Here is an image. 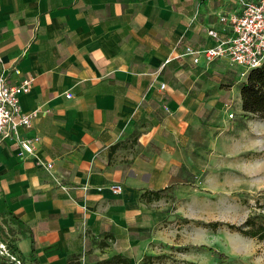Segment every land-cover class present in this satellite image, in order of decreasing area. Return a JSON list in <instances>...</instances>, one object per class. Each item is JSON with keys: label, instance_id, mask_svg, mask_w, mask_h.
<instances>
[{"label": "crops", "instance_id": "obj_1", "mask_svg": "<svg viewBox=\"0 0 264 264\" xmlns=\"http://www.w3.org/2000/svg\"><path fill=\"white\" fill-rule=\"evenodd\" d=\"M240 12L239 0H0V75L33 79L21 106L38 116L22 135L39 136L54 163L0 143V239L24 264H68L86 234L89 244L109 233L131 254L143 247L145 191L206 182L192 144L218 107L205 79L225 77L227 61L175 59L177 43L214 46L209 30L228 34L220 16Z\"/></svg>", "mask_w": 264, "mask_h": 264}, {"label": "rangeland", "instance_id": "obj_2", "mask_svg": "<svg viewBox=\"0 0 264 264\" xmlns=\"http://www.w3.org/2000/svg\"><path fill=\"white\" fill-rule=\"evenodd\" d=\"M224 64L225 77L217 72L205 79L214 84L209 90L218 107L200 128L202 140L192 144V155L204 165L206 182L194 178L166 187L163 198L150 203L140 225L143 231L134 234L143 247L129 250L131 254L126 248L120 252L121 241L103 239L102 234L88 244L86 234L76 255L78 264H99L116 254L126 256L130 264H264V240L246 237L226 225H241L262 210L256 204L264 203V122L243 115L238 86L245 79L244 68ZM224 82L233 86L222 87ZM215 222L222 224L217 229L208 225ZM101 241L106 245L101 246ZM212 249L220 251L223 260Z\"/></svg>", "mask_w": 264, "mask_h": 264}, {"label": "built area", "instance_id": "obj_3", "mask_svg": "<svg viewBox=\"0 0 264 264\" xmlns=\"http://www.w3.org/2000/svg\"><path fill=\"white\" fill-rule=\"evenodd\" d=\"M239 1V14L220 16V21L229 26L228 34L222 35L217 30H209L210 37L216 40V44L210 47L184 44L181 38L177 45L183 49L176 54L175 59L189 58L195 65L206 67L217 60H227L244 68L242 76H246L249 69L260 66L264 61V0ZM15 73L20 74V70L15 69ZM32 85L31 78H24L19 83L12 84L4 74L0 75V143L14 141L21 157L34 158L39 166L52 171L54 163L43 160L38 154L37 145L41 138L22 135V129L32 127L34 119L38 116V110L26 112L21 106V96L28 94ZM160 87L165 89L166 85L162 83ZM67 97L71 98L72 94H67ZM63 188L67 190L66 187ZM109 188L115 194L122 191L119 184L110 185ZM85 189H88V186H85ZM0 256L7 257L11 264H24L17 254L10 252L7 243L1 239Z\"/></svg>", "mask_w": 264, "mask_h": 264}, {"label": "trees", "instance_id": "obj_4", "mask_svg": "<svg viewBox=\"0 0 264 264\" xmlns=\"http://www.w3.org/2000/svg\"><path fill=\"white\" fill-rule=\"evenodd\" d=\"M222 87L233 86L231 83H222ZM240 99L242 104V112L243 115L250 119H258L259 121L264 122V61L258 66L251 68L247 71L245 79L241 80V83L238 86ZM167 188L160 190H147L142 194V198L148 202L159 201L164 196V191ZM259 209H262L260 212H255L250 214L244 223L241 225L229 224L226 225L234 229L235 231L241 233L246 237H250L257 240H264V203L256 204ZM15 216H12L11 219L15 220V224H17L20 228H23V224L21 221L14 219ZM222 223H209L208 225L213 229H217L219 225ZM225 225V224H224ZM3 229L0 227V238L2 237ZM112 235L109 233L104 234V239L111 237ZM3 241L7 243V246L13 254H17L22 260L23 258L19 254L18 246L12 241L3 238ZM101 246H105L106 242L101 241ZM213 255L219 259L223 260L222 253L217 250H211ZM34 261L37 262V259L34 257V249L31 254ZM77 256H71L68 260V264H78ZM24 262V261H23ZM0 264H11L7 257L0 256ZM99 264H130L128 258L122 254H116L110 259H105L101 261Z\"/></svg>", "mask_w": 264, "mask_h": 264}]
</instances>
